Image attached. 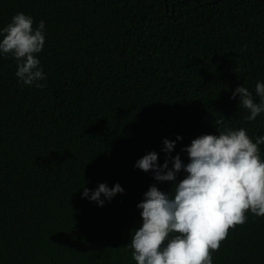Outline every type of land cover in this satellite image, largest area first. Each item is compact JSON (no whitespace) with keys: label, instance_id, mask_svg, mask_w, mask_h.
<instances>
[{"label":"trees","instance_id":"obj_1","mask_svg":"<svg viewBox=\"0 0 264 264\" xmlns=\"http://www.w3.org/2000/svg\"><path fill=\"white\" fill-rule=\"evenodd\" d=\"M21 12L45 23L47 79L24 85L0 54V264H136L137 205L186 176L158 182L136 162L154 151L162 166L167 139L186 165L219 120L264 136V113L246 120L232 98L243 85L260 102L264 0H0V29ZM102 183L124 192L101 207L83 188ZM245 215L213 264H264V217Z\"/></svg>","mask_w":264,"mask_h":264},{"label":"clouds","instance_id":"obj_2","mask_svg":"<svg viewBox=\"0 0 264 264\" xmlns=\"http://www.w3.org/2000/svg\"><path fill=\"white\" fill-rule=\"evenodd\" d=\"M33 25L31 16L14 15L0 29V54L16 60V76L24 85L43 88L46 85L37 82L47 77L37 54L45 46V23ZM255 92L259 103L243 85L232 93L233 99L240 97L239 107L249 111V121L264 113V83L258 82ZM222 125L223 120L215 121L218 135H202L183 149L190 161L186 165L179 155L171 156L176 143L167 139L162 151L168 158L162 166L154 151L136 162V168L153 172L158 182H175L181 171L186 173L171 193L153 185L137 205L143 224L127 246L136 264H213L212 253L227 239L229 229L246 222V212L264 217V162L258 147L264 144V136L253 142L244 128L217 127ZM123 192L118 183L112 188L102 183L91 192L83 188V197L102 207L101 196L111 201Z\"/></svg>","mask_w":264,"mask_h":264}]
</instances>
